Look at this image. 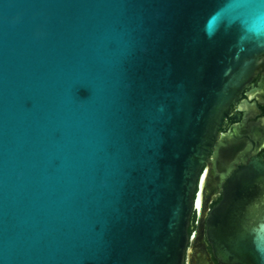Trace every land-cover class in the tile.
Instances as JSON below:
<instances>
[{
    "label": "water",
    "instance_id": "1",
    "mask_svg": "<svg viewBox=\"0 0 264 264\" xmlns=\"http://www.w3.org/2000/svg\"><path fill=\"white\" fill-rule=\"evenodd\" d=\"M264 0H0V264H212L187 235ZM219 264H264V168L223 187Z\"/></svg>",
    "mask_w": 264,
    "mask_h": 264
},
{
    "label": "flooded vegetation",
    "instance_id": "2",
    "mask_svg": "<svg viewBox=\"0 0 264 264\" xmlns=\"http://www.w3.org/2000/svg\"><path fill=\"white\" fill-rule=\"evenodd\" d=\"M251 82L229 108L216 134L207 165L198 180L187 235L189 248H202L212 264H219L207 241L211 213L222 202L223 187L237 169L254 164L264 168V61ZM199 202V207L196 206ZM210 227V228H209Z\"/></svg>",
    "mask_w": 264,
    "mask_h": 264
},
{
    "label": "snow or ice",
    "instance_id": "3",
    "mask_svg": "<svg viewBox=\"0 0 264 264\" xmlns=\"http://www.w3.org/2000/svg\"><path fill=\"white\" fill-rule=\"evenodd\" d=\"M196 206L199 207V202H197Z\"/></svg>",
    "mask_w": 264,
    "mask_h": 264
}]
</instances>
